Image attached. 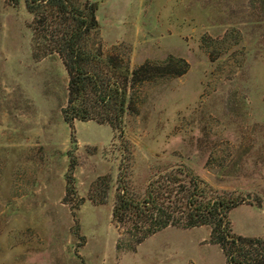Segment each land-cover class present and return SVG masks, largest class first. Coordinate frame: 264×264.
Masks as SVG:
<instances>
[{"label":"rangeland","instance_id":"rangeland-1","mask_svg":"<svg viewBox=\"0 0 264 264\" xmlns=\"http://www.w3.org/2000/svg\"><path fill=\"white\" fill-rule=\"evenodd\" d=\"M79 2L97 6L103 56L167 73L128 89L119 129L68 125L61 60L34 53L25 0H0V264H224L206 227L136 245L112 222L121 174L141 191L177 168L243 196L233 233L264 238V0Z\"/></svg>","mask_w":264,"mask_h":264},{"label":"trees","instance_id":"trees-1","mask_svg":"<svg viewBox=\"0 0 264 264\" xmlns=\"http://www.w3.org/2000/svg\"><path fill=\"white\" fill-rule=\"evenodd\" d=\"M25 7L32 17L28 27L34 53L38 58L57 55L67 74V100L61 112L68 125L95 121L119 129L124 117L135 111L128 89L149 81L152 75L167 73V66L144 64L130 70L119 58L103 56L98 46L100 28L95 3L25 0ZM66 181L69 194L74 190V179L67 175ZM93 185L98 190L103 187V196H90L89 200L103 204L108 179L101 178ZM243 202V196L217 191L185 168L154 175L141 191L121 174L111 217L136 245L167 228L206 227L211 243L223 254L224 264H264V238L233 233L229 215Z\"/></svg>","mask_w":264,"mask_h":264}]
</instances>
